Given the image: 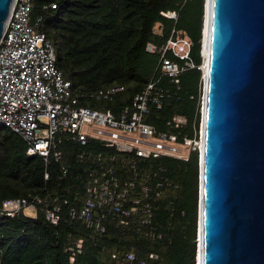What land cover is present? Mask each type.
I'll list each match as a JSON object with an SVG mask.
<instances>
[{"label":"trees","instance_id":"1","mask_svg":"<svg viewBox=\"0 0 264 264\" xmlns=\"http://www.w3.org/2000/svg\"><path fill=\"white\" fill-rule=\"evenodd\" d=\"M205 3L33 0L30 22L41 18L38 28L52 42L58 68L71 81L82 106L118 115L123 108L131 109L135 96L154 83L145 121L160 132L193 138L201 123ZM168 12L177 18L163 15ZM173 30L191 39L190 59L195 65L184 70L178 82L162 73V53L148 50L149 44L163 46ZM166 57L177 59L171 52ZM114 85L123 90L107 99L92 95ZM175 116L185 118V123L171 127L168 122ZM59 148L62 161L52 157L46 163L28 153L21 137L0 126V206L5 199L35 202L34 216L25 213L28 209L13 217L0 215V264H196L199 151L191 152L188 160L141 158L93 139L81 145L67 138ZM97 154L103 157L98 162ZM107 167L114 177L135 181L137 192L146 180L152 208L148 221L143 220L142 205L128 213L105 206L103 230L69 215L67 208L83 205L91 174L99 175ZM50 205L62 210L56 225L46 218ZM130 253L134 261L126 260Z\"/></svg>","mask_w":264,"mask_h":264},{"label":"built area","instance_id":"2","mask_svg":"<svg viewBox=\"0 0 264 264\" xmlns=\"http://www.w3.org/2000/svg\"><path fill=\"white\" fill-rule=\"evenodd\" d=\"M32 7L33 0L14 1L0 41V126L7 127L21 137L30 155H38L46 163L52 157L62 161L63 151L59 143L65 138L81 145H87L93 139L116 152L134 154L141 158L171 157L188 160L191 152L201 151V126L198 137L180 139L177 134L160 132L145 121L154 83H150L135 96L131 109L123 108L118 115L82 106L71 81L58 68L52 42L38 28L41 18L34 24L30 22ZM163 15L177 18L175 12ZM191 46L192 41L187 35L173 30L163 46L158 48L149 44L148 50L162 53V73L178 82L184 70L195 67L190 59ZM168 52L177 59L167 58ZM199 68L204 71V55ZM122 90L123 87L114 85L93 91L92 95L98 99H107ZM185 121V118L175 116L168 124L179 127ZM83 155L80 154V158ZM101 159V154H97L94 161ZM139 184L140 192H137L135 181L124 182L114 177L111 168L107 167L99 175L91 174L85 186L83 205L67 208L68 213L73 219L94 224L97 230H103L105 206L118 213H128L140 210L142 205L146 211L143 219L146 222L148 212L152 209L147 199L150 189L146 180ZM34 201L40 200L36 197ZM64 202L68 203L66 199ZM127 203L129 206L125 207ZM24 209L35 210V202L5 199L0 206V215L13 217ZM61 211L60 206L50 205L46 218L56 225ZM80 242L77 245L79 252ZM134 259L133 253L126 257L128 261ZM140 264L145 263L141 261Z\"/></svg>","mask_w":264,"mask_h":264},{"label":"water","instance_id":"3","mask_svg":"<svg viewBox=\"0 0 264 264\" xmlns=\"http://www.w3.org/2000/svg\"><path fill=\"white\" fill-rule=\"evenodd\" d=\"M203 55L197 264H264V0H206Z\"/></svg>","mask_w":264,"mask_h":264},{"label":"rangeland","instance_id":"4","mask_svg":"<svg viewBox=\"0 0 264 264\" xmlns=\"http://www.w3.org/2000/svg\"><path fill=\"white\" fill-rule=\"evenodd\" d=\"M203 84H204V81H203ZM203 88H204V86H203ZM201 109H202V100H201ZM201 116H202V114H201ZM201 119H202V117H201ZM200 126H201V123H200ZM199 129H200V127H199ZM25 213L26 214H28L29 216H34L35 215V210H26L25 211ZM198 228H197V238H196V243H197V247H198ZM198 249V248H197ZM196 264H197V262H196Z\"/></svg>","mask_w":264,"mask_h":264},{"label":"bare ground","instance_id":"5","mask_svg":"<svg viewBox=\"0 0 264 264\" xmlns=\"http://www.w3.org/2000/svg\"><path fill=\"white\" fill-rule=\"evenodd\" d=\"M205 59V58H204Z\"/></svg>","mask_w":264,"mask_h":264}]
</instances>
